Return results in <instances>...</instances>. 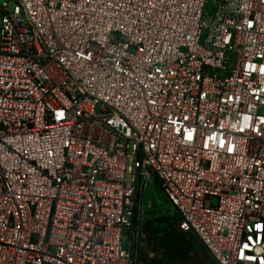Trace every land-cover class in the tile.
<instances>
[{
	"label": "built area",
	"instance_id": "obj_1",
	"mask_svg": "<svg viewBox=\"0 0 264 264\" xmlns=\"http://www.w3.org/2000/svg\"><path fill=\"white\" fill-rule=\"evenodd\" d=\"M13 1L0 264H135L150 178L216 264H264V0Z\"/></svg>",
	"mask_w": 264,
	"mask_h": 264
},
{
	"label": "rangeland",
	"instance_id": "obj_2",
	"mask_svg": "<svg viewBox=\"0 0 264 264\" xmlns=\"http://www.w3.org/2000/svg\"><path fill=\"white\" fill-rule=\"evenodd\" d=\"M13 0H0V5ZM137 216L127 233L136 251L135 264H215L192 233L178 229V216L163 195L159 184L150 178L141 193ZM124 233L122 246L129 244Z\"/></svg>",
	"mask_w": 264,
	"mask_h": 264
},
{
	"label": "trees",
	"instance_id": "obj_3",
	"mask_svg": "<svg viewBox=\"0 0 264 264\" xmlns=\"http://www.w3.org/2000/svg\"><path fill=\"white\" fill-rule=\"evenodd\" d=\"M141 198V194L138 196V199L140 200ZM137 210V209H136ZM137 216L136 214V211L134 212V216H133V219H132V222L134 223L135 222V217Z\"/></svg>",
	"mask_w": 264,
	"mask_h": 264
},
{
	"label": "crops",
	"instance_id": "obj_4",
	"mask_svg": "<svg viewBox=\"0 0 264 264\" xmlns=\"http://www.w3.org/2000/svg\"><path fill=\"white\" fill-rule=\"evenodd\" d=\"M201 244V243H200ZM206 250V249H205ZM207 251V250H206ZM208 252V251H207ZM209 254V253H208ZM209 256H210V259L213 261V259H212V257H211V255L209 254ZM214 262V261H213ZM216 264V263H215Z\"/></svg>",
	"mask_w": 264,
	"mask_h": 264
}]
</instances>
